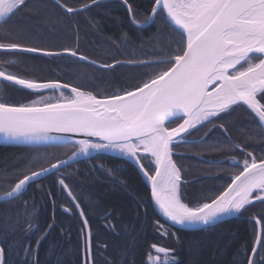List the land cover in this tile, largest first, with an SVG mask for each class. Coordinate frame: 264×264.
I'll return each mask as SVG.
<instances>
[{
	"label": "snow or ice",
	"instance_id": "obj_1",
	"mask_svg": "<svg viewBox=\"0 0 264 264\" xmlns=\"http://www.w3.org/2000/svg\"><path fill=\"white\" fill-rule=\"evenodd\" d=\"M54 3L66 14H57L59 23L68 16L90 11L101 0H82L79 8L63 0ZM120 3L135 28L143 29L159 20L174 35L158 47L149 45L152 50L143 56L129 54L126 60L97 65L78 48L37 47L28 42L30 36L23 29L0 31V84L37 94L46 90L60 92L55 100L41 95L26 104L0 100V137L12 144L72 149L66 159L47 160V167L39 158L25 161L15 182L0 193V204L19 201L23 208V213L18 208L15 215L0 209V264H8L9 256L16 257L14 264H40V247L48 241L54 224L45 222L41 226L39 212L34 203V211L29 212L26 196L42 178L57 173L60 175L56 183L79 210L82 221L80 264H97L93 232L82 200L63 174L64 169L82 158L87 162L102 161L107 158L102 154H113L131 164L146 185L143 196L135 189L128 191L129 181L123 177V169L92 163L85 179L99 182L96 177H103L105 183L126 191L135 204L131 226L118 227L113 212L105 210V227L117 236L125 233L127 243L119 250L124 254L123 261L114 257L104 264H129L127 257L135 251L139 238L135 225L146 219L151 220L161 240L148 246L141 264H185L176 248L164 241L174 239L180 243L181 230L211 231L226 219L247 212L254 202L264 205V147L257 156L256 149L249 150L250 146L231 145L243 154L242 161L229 157V167L235 169L229 181L221 188L202 190L195 201L187 198L184 188L189 182L182 176L185 170L174 159L177 145L206 144L203 138L188 139L202 128L218 126L227 134L221 121L241 110L255 127L249 137L264 145V0H151L142 19H138L132 0ZM28 7L29 0H0V27ZM93 26L99 27L95 22ZM127 41V34H122L118 46ZM22 54L66 56L101 69L127 65L150 71L135 77L138 82L122 91L98 97L76 84L38 81L11 71L23 63ZM68 134L82 138L73 140ZM226 138L230 141V137ZM208 150L222 149L216 146ZM63 211L70 213L72 207L65 206ZM252 219L254 241L250 249H244L242 264H264V216ZM95 248L107 253L108 244L98 242ZM49 250L54 257L64 253L55 240ZM131 264H136L135 260Z\"/></svg>",
	"mask_w": 264,
	"mask_h": 264
},
{
	"label": "trees",
	"instance_id": "obj_2",
	"mask_svg": "<svg viewBox=\"0 0 264 264\" xmlns=\"http://www.w3.org/2000/svg\"><path fill=\"white\" fill-rule=\"evenodd\" d=\"M68 5L79 8L82 0H63ZM133 8L138 12V19L148 11L151 0H132ZM35 9V12L32 11ZM57 14L66 16L61 9L56 7L52 0H29V7L19 13L7 25L0 27V31L23 29L29 34L30 40L37 47L60 49L62 47L78 48L81 54L100 63H110L116 59L126 60L129 54L143 56L152 49L149 45L158 47L159 44L168 42L174 34L159 20L155 24L143 29L135 28L128 17L126 8L120 0H104L99 6H93L88 12L68 16L57 22ZM93 22L99 27L93 26ZM78 29V31H77ZM122 34H127L128 41L123 46H118ZM178 39V37H177ZM127 49V51H125ZM23 63L11 71L38 81L56 80L79 85L81 88L92 91L98 97L111 95L122 91L138 81L135 77L142 76L149 69L136 68L127 65H118L114 69H101L96 65L87 64L71 57H44L35 54H22ZM68 91H65V95ZM57 98L60 92L30 93L26 90H17L14 87L0 84V100H10L22 104L38 100L40 96ZM55 100V99H54ZM222 123L227 127V134L218 126L209 125L202 128L195 136H188L189 140L205 139L204 145L180 144L174 147V159L185 170L182 176L189 183L184 191L189 200L195 201L202 190L221 188L230 179L229 157L235 156L242 161L243 154L233 150L231 145L241 144L250 146L249 150L256 149L255 154L261 155L260 149L264 147L259 142L249 137L250 132H255V127L244 114L238 111L226 117ZM207 132L208 136L204 133ZM230 137V141L226 138ZM219 146L221 151H209V148ZM70 147H0V193L15 182L20 171L23 170L25 161H34L39 158L40 163L47 167V160L55 158L66 159L71 154ZM104 160L87 162L81 160L71 167L63 170L68 177V182L74 185L73 191L81 198L82 207L89 219L93 232L94 252L97 264H104L105 260L119 257L124 259L123 252L119 251L127 243L126 234L119 236L105 227L103 216L106 211L113 212V219L118 227L132 225L135 204L129 200L126 191L114 188L104 182V178L97 176L95 181L85 179L92 163H103L106 167L123 169V177L129 181L128 191L136 190L141 196L145 194L146 185L138 177L131 164H125L116 156L102 154ZM207 161V163L205 162ZM214 161L223 164L213 163ZM38 167V164L36 165ZM223 167V171L221 168ZM56 176H48L40 180L39 185H33L26 196L29 212L35 204L39 212V223L54 224L51 235L46 243L40 247V264H80L79 248L81 246L80 229L81 218L77 209L71 205V200L66 192H61ZM51 193V195H49ZM21 202L14 201L11 205L0 204V209L10 215H15ZM72 207L70 213L63 211V207ZM264 216V205L258 201L248 207V211L234 219L219 224L211 231H183L178 235L180 243L174 239H167V244L174 246L185 264H242L245 259L244 249H250L254 241L253 217ZM138 234L135 251L127 257L129 264L135 260L141 264L142 257L148 246L161 237L151 226V220L146 219L135 225ZM24 239V237H20ZM36 234L31 237L35 242ZM64 249L63 255L53 256L50 249L52 241ZM103 242L108 244L107 253L101 248L96 249L95 244ZM239 250L240 254L237 255ZM15 256H9L8 264H14Z\"/></svg>",
	"mask_w": 264,
	"mask_h": 264
},
{
	"label": "water",
	"instance_id": "obj_3",
	"mask_svg": "<svg viewBox=\"0 0 264 264\" xmlns=\"http://www.w3.org/2000/svg\"><path fill=\"white\" fill-rule=\"evenodd\" d=\"M52 1L54 2V0H52ZM102 1H104V0H101V2H102ZM46 91H48V90H46ZM46 91H43V92H46ZM65 91H67V90H65ZM68 135L72 136V139H73V140L82 138V137H79V136H76V135H73V134H68ZM89 139L96 140V139H98V138H97V137H91V138H89ZM0 147L42 148V147H44V146L32 147V146H27V145H23V144H12V143H7V142L4 140L3 137H0ZM106 155H112V156H114L113 154H106ZM82 160H83V158H82ZM42 179H43V178H42ZM77 211H78V213H79V210H77ZM230 219H234V218H228V219H226V221H227V220H230ZM183 231H186V230H183ZM197 231H198V230H197Z\"/></svg>",
	"mask_w": 264,
	"mask_h": 264
},
{
	"label": "rangeland",
	"instance_id": "obj_4",
	"mask_svg": "<svg viewBox=\"0 0 264 264\" xmlns=\"http://www.w3.org/2000/svg\"><path fill=\"white\" fill-rule=\"evenodd\" d=\"M44 97H46V98H51V99H53V100L56 99V98H53L52 96H48V95H47V96H44ZM254 203H255V202H254Z\"/></svg>",
	"mask_w": 264,
	"mask_h": 264
}]
</instances>
